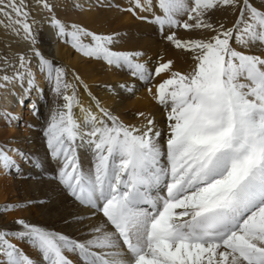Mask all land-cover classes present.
I'll use <instances>...</instances> for the list:
<instances>
[{"label": "snow or ice", "instance_id": "obj_1", "mask_svg": "<svg viewBox=\"0 0 264 264\" xmlns=\"http://www.w3.org/2000/svg\"><path fill=\"white\" fill-rule=\"evenodd\" d=\"M74 11L130 17L187 70L123 48L127 31L92 30ZM44 24L80 58L129 77L98 85L108 95L143 87L163 123L143 111L126 122L54 63L40 47ZM0 30L12 38L0 54V120L14 128V109L27 107L39 123L24 127L43 147L0 141V173L54 185L48 199L0 205V264H264V0H0ZM44 84L52 106L41 119ZM57 198L71 209L59 227L4 218Z\"/></svg>", "mask_w": 264, "mask_h": 264}, {"label": "bare ground", "instance_id": "obj_2", "mask_svg": "<svg viewBox=\"0 0 264 264\" xmlns=\"http://www.w3.org/2000/svg\"><path fill=\"white\" fill-rule=\"evenodd\" d=\"M87 2L94 3V0H87ZM115 2L126 4L127 0H115ZM34 15H36L37 19L41 18L38 11ZM70 19L81 22L96 31H127L128 36L125 38L126 42L122 45L123 48L143 50L153 57L157 53H163L167 57L176 60L177 68L182 70H187L188 68V65L179 59L177 53L169 49L158 36L152 34L151 29L134 22L130 17L121 15L116 11H74L70 14ZM0 39L12 41V38L5 35L2 30H0ZM14 45L17 47L16 44ZM40 47L45 55L51 58L54 63L76 70L89 83L93 93L106 105L113 106L126 122L139 124L141 121L135 114L138 111H143L146 114L154 116L158 124L163 123L162 110L147 97L146 90L143 87H140V90L133 96L124 94L120 90H117L118 94L115 97L108 95L106 89L98 87V85H116L118 82L129 79V77L125 73L107 71L100 63L80 58L69 46L60 43L46 24L43 25V29L40 32ZM68 78L71 80L70 74ZM43 87L46 95L45 100L39 102V107L41 119H46L48 110L52 106V97L47 85L44 84ZM14 111L21 116V119L14 128L6 127L5 122L0 120V141L5 140L9 136H17L22 140L31 138L32 144H24L23 147L42 153L43 147L39 140V134L34 129H26L24 127L25 122L34 124H38L39 122L36 121L35 117L31 116L27 107H17ZM34 174L35 172L25 171V175L31 176ZM53 174L50 168L47 175L51 176ZM53 188L54 185L47 179L24 180L22 178H15L13 175L4 176L3 173H0V205L15 202L22 203L29 199H48ZM70 210L63 203V198H57L52 200L45 208L32 207L27 211L17 210L14 213L3 215L9 223H11L14 217L23 216L33 223L41 225L56 224L59 227V217L67 214ZM2 224L3 221H0V226ZM21 247L24 248L27 254H33L26 245H21Z\"/></svg>", "mask_w": 264, "mask_h": 264}, {"label": "rangeland", "instance_id": "obj_3", "mask_svg": "<svg viewBox=\"0 0 264 264\" xmlns=\"http://www.w3.org/2000/svg\"><path fill=\"white\" fill-rule=\"evenodd\" d=\"M7 41V42H6ZM9 40H4V39H0V54H3L5 52L8 51V48H7V44L10 43V41L8 42ZM3 43V44H2ZM15 43L12 44V49L13 51H16L17 50V47H15L14 45ZM3 50V51H2ZM6 50V51H5Z\"/></svg>", "mask_w": 264, "mask_h": 264}]
</instances>
